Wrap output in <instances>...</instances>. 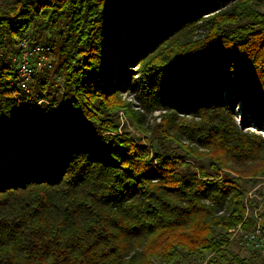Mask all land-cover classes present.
I'll return each instance as SVG.
<instances>
[{"label": "trees", "instance_id": "trees-1", "mask_svg": "<svg viewBox=\"0 0 264 264\" xmlns=\"http://www.w3.org/2000/svg\"><path fill=\"white\" fill-rule=\"evenodd\" d=\"M263 1L0 0V264H264Z\"/></svg>", "mask_w": 264, "mask_h": 264}, {"label": "built area", "instance_id": "built-area-1", "mask_svg": "<svg viewBox=\"0 0 264 264\" xmlns=\"http://www.w3.org/2000/svg\"><path fill=\"white\" fill-rule=\"evenodd\" d=\"M19 54L15 57L18 63L17 89L28 92L34 75L41 67H52V48L45 44H32L28 38L20 43ZM256 228L244 235L245 247L252 250H264V227L262 218L255 216ZM239 230V228H238ZM238 230H231L237 235Z\"/></svg>", "mask_w": 264, "mask_h": 264}, {"label": "rangeland", "instance_id": "rangeland-1", "mask_svg": "<svg viewBox=\"0 0 264 264\" xmlns=\"http://www.w3.org/2000/svg\"><path fill=\"white\" fill-rule=\"evenodd\" d=\"M258 8L261 9L262 11H264V1L261 5L258 6ZM51 55H52L51 56L52 61H55L56 60L55 53H52ZM33 82H34V80H33ZM33 82H32V84H33ZM60 86H61V81L55 80L54 81V89L56 90V89L60 88ZM33 90H34V88H32L30 91L32 92ZM125 98L133 104L132 107L136 112L140 111L144 115L143 121H144V124L146 127L151 128V127H154V126L160 124L161 119H160V112L159 111L153 113L152 115L148 114V113L144 112L143 109H141L139 102L135 99L133 94L125 95ZM234 108H235L234 109L235 118L237 120H241L242 111L240 109V103H237V105H235ZM121 116H122V120L125 123H127L129 128L132 129V127H133L132 123L129 120H125L123 118L122 114H121ZM250 124H251V128L253 130H255L256 128H255V125L253 124L252 121ZM257 132L262 133V135L264 136V127L261 128L260 130H257ZM248 188H249L248 196L252 200H254V208L249 207L248 211H249V214L254 216V219H255L256 215L261 216V213H264V180L254 184L252 186H249ZM262 226H263V221H262ZM236 236L237 235L235 234V235H232V237H231V240H230L231 249L242 258H246V259L250 258V256L252 255L254 250L248 249L245 246H242L240 244L239 240H236ZM263 254H264V251H263ZM180 264H206V263L202 262L199 259L186 258V259L182 260Z\"/></svg>", "mask_w": 264, "mask_h": 264}]
</instances>
